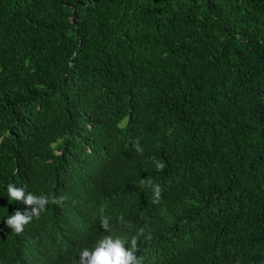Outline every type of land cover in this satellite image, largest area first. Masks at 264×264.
<instances>
[{"label":"trees","instance_id":"obj_1","mask_svg":"<svg viewBox=\"0 0 264 264\" xmlns=\"http://www.w3.org/2000/svg\"><path fill=\"white\" fill-rule=\"evenodd\" d=\"M9 183L49 201L19 234ZM105 216L142 264H264V0H0V264Z\"/></svg>","mask_w":264,"mask_h":264},{"label":"clouds","instance_id":"obj_2","mask_svg":"<svg viewBox=\"0 0 264 264\" xmlns=\"http://www.w3.org/2000/svg\"><path fill=\"white\" fill-rule=\"evenodd\" d=\"M135 151L138 154L142 153L143 148L137 144ZM154 166L159 171L164 167V164L157 161L154 162ZM160 195V186L158 184L153 185L154 204L159 203ZM6 197L12 201H20L24 205L31 206L30 210L26 209L25 211L19 208L18 211H14L3 219L4 225L14 234L21 233L24 225L33 218L39 217L49 203L47 197L26 192L23 187H16L11 183L6 185ZM118 219L123 223L122 217ZM99 224L106 234L98 238L91 249L88 247L81 248L78 252L79 259L74 260L75 264H142L141 259L136 255L135 237L125 240L120 235H116L107 216L103 217Z\"/></svg>","mask_w":264,"mask_h":264}]
</instances>
